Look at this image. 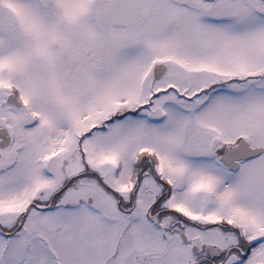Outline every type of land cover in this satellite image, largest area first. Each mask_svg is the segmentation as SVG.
Listing matches in <instances>:
<instances>
[{
	"label": "snow or ice",
	"instance_id": "obj_1",
	"mask_svg": "<svg viewBox=\"0 0 264 264\" xmlns=\"http://www.w3.org/2000/svg\"><path fill=\"white\" fill-rule=\"evenodd\" d=\"M0 264H264V0H0Z\"/></svg>",
	"mask_w": 264,
	"mask_h": 264
}]
</instances>
